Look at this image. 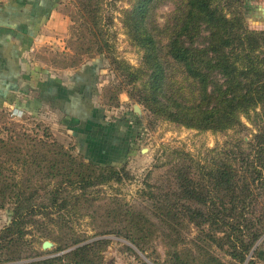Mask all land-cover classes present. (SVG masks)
<instances>
[{
    "label": "rangeland",
    "instance_id": "1",
    "mask_svg": "<svg viewBox=\"0 0 264 264\" xmlns=\"http://www.w3.org/2000/svg\"><path fill=\"white\" fill-rule=\"evenodd\" d=\"M49 1L52 6L48 22L30 52L34 80L21 92L18 85L14 86L17 92H12V96L0 93V146L3 141L12 145V135L15 144L20 143L19 134L24 147L30 148L36 139L46 140L49 134L73 155L86 154L94 161L125 168L121 182L88 188L77 209L75 201L71 202L67 223L48 225L55 227L54 235L24 245L25 255H31L33 248L35 252H45L26 260L53 258L78 245L103 240L87 256L93 264H260L257 256L264 257V234L240 261V257L232 256L231 244L220 239L222 232H216L217 238L207 239L195 223L183 217L166 222L156 210L155 200L147 196L152 187L155 193L177 198L180 189L175 181L170 182L172 170L177 160H185L175 158L176 151L183 152V157L192 154L211 168L217 152L234 149L238 153L239 149L234 145V130L188 128L163 119L140 101L142 79L132 81L130 71L136 72L144 65L145 49L131 37L128 25L137 0H101V24L110 44V51L103 53L79 49L87 41L80 40L76 31L78 20L85 18L80 0ZM184 3L185 0H157L148 12V23L165 60L169 37L182 17ZM241 9L245 15L242 21L249 30L264 31V4L260 0H236L226 10L229 17H241L237 12ZM93 28L94 24L84 27V31L90 33ZM167 67L169 76L179 80L180 68L175 62L169 60ZM243 121L248 129L241 136L249 140L259 127L246 118ZM242 148L250 151L246 145ZM0 153V161L9 162L5 149H0ZM9 171L3 174L12 176ZM22 174L18 169L17 176ZM46 174V167L44 172L30 173L32 185L38 188L36 201L50 205V190L60 177ZM58 186L62 195L68 191L73 194L70 187ZM183 201L200 206L192 200ZM10 207L0 208V231L11 220ZM203 228L207 230L208 226ZM26 236L31 238L30 234ZM132 238L141 241L144 251L132 243ZM46 240L53 245L43 248ZM74 240L81 242L57 250ZM65 262L68 264V260Z\"/></svg>",
    "mask_w": 264,
    "mask_h": 264
},
{
    "label": "trees",
    "instance_id": "2",
    "mask_svg": "<svg viewBox=\"0 0 264 264\" xmlns=\"http://www.w3.org/2000/svg\"><path fill=\"white\" fill-rule=\"evenodd\" d=\"M80 1L85 18L78 20L76 31L80 40L87 41L79 49L86 53L109 52L110 44L101 24V0ZM156 1L137 0L128 23L131 37L145 49L144 65L136 72L130 71L132 81L142 79L140 101L163 119L188 128L234 130V145L239 152L228 148L217 152L208 168L192 154L183 157V152L176 151L175 158L185 160H177L172 170L170 182L175 181L180 189L177 198L155 193L152 187L147 196L155 200L154 206L166 222L183 217L195 223L207 239L217 238L216 232H222L220 239L231 244L232 256L244 261L264 234V31L249 30L242 21V9L237 11L241 17H229L226 9L236 0H185L182 17L169 37L165 60L148 23V12ZM93 24L95 28L90 33L84 31ZM86 43L91 46L85 47ZM169 60L180 68L179 80L169 76ZM243 118L259 127L249 140L241 136L248 129ZM46 136V140L36 139L30 148L24 147L19 134L20 143L15 144L12 135V145L3 141L0 146L10 157L9 162L0 161V208L12 209L11 220L0 231V264H66V260L68 264H93L87 256L103 240L81 246V240H74L57 249L78 245L64 255L31 261L26 259L45 252H35L33 248L31 255H25L23 247L33 245L40 237L54 235L55 227L48 225L67 223L70 203L75 201L77 209L88 188L121 182L125 165L94 161L86 154L73 155L49 134ZM243 145L250 151H245ZM45 167L46 175L60 177L50 190V205L36 201L38 188L32 185L30 175L33 171L44 172ZM18 169L23 173L20 177ZM5 170H11L12 176L3 174ZM58 185L70 187L73 194L68 191L62 195ZM28 234L31 238H27ZM130 240L144 251L141 241Z\"/></svg>",
    "mask_w": 264,
    "mask_h": 264
},
{
    "label": "crops",
    "instance_id": "3",
    "mask_svg": "<svg viewBox=\"0 0 264 264\" xmlns=\"http://www.w3.org/2000/svg\"><path fill=\"white\" fill-rule=\"evenodd\" d=\"M51 6L49 0H0V93L12 96L17 92L14 86L21 92L34 80L30 52L48 22L44 18ZM257 257L264 264V257Z\"/></svg>",
    "mask_w": 264,
    "mask_h": 264
},
{
    "label": "water",
    "instance_id": "4",
    "mask_svg": "<svg viewBox=\"0 0 264 264\" xmlns=\"http://www.w3.org/2000/svg\"><path fill=\"white\" fill-rule=\"evenodd\" d=\"M53 245V243L49 240L43 242V248H49Z\"/></svg>",
    "mask_w": 264,
    "mask_h": 264
}]
</instances>
